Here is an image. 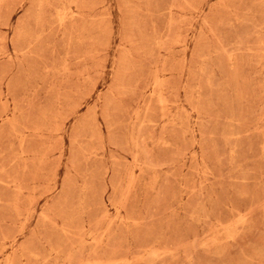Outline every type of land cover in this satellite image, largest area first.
<instances>
[{"label": "rangeland", "instance_id": "obj_1", "mask_svg": "<svg viewBox=\"0 0 264 264\" xmlns=\"http://www.w3.org/2000/svg\"><path fill=\"white\" fill-rule=\"evenodd\" d=\"M0 264H264V0H0Z\"/></svg>", "mask_w": 264, "mask_h": 264}]
</instances>
